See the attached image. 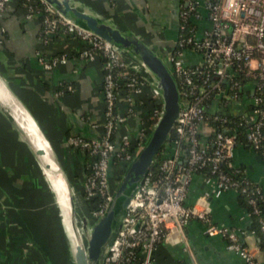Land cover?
<instances>
[{"label": "built area", "instance_id": "1", "mask_svg": "<svg viewBox=\"0 0 264 264\" xmlns=\"http://www.w3.org/2000/svg\"><path fill=\"white\" fill-rule=\"evenodd\" d=\"M12 1L0 0V21ZM15 2L26 18L38 19L43 43L55 36H63L70 43H78L81 58L102 60L104 106L101 134L96 138L80 135L67 138L70 148L84 151L87 156L89 171L83 178V199H98L89 212L95 220L108 205L113 192L112 179L122 175L148 134L143 127L135 138L122 131L126 116L134 112V96L146 92L152 103H160L151 108V119L155 118V123L161 113V97L150 79L141 73V67L126 61L121 51L111 43L67 19L44 0ZM179 20L177 37L165 57L179 87V115L168 136L170 138L163 145L157 168L148 170L108 240L102 264H153L156 247L163 241L171 240L172 233L182 231L193 218L204 225L207 236H221L229 250L240 255L246 263L255 264L251 251L242 242L244 231L211 221L209 195L199 197L193 205H186L185 198L192 175L203 167L208 172L200 174L213 185L211 196L238 191V166L232 161L238 144V126L245 124L246 141L264 154V95L260 93L251 97L252 107L238 114L236 78L238 69L246 68L245 76L259 79L260 83L254 82L255 88H262L264 0H181ZM185 51L198 56L192 65L184 64L182 57ZM68 57V51L50 57L39 53L44 69H51ZM122 81H126L125 86L129 89L124 94L126 106L123 113L117 106ZM66 88L72 91L71 85ZM226 106L230 107L233 115H240L241 120L230 128L217 131L213 138H209L210 132L203 138V128L211 130L209 117L218 119L219 111ZM117 169H121V174L116 173ZM240 191L247 193L246 187L240 188ZM255 192L259 193L260 189L256 188ZM250 203L253 212L258 214L255 199H250ZM260 230L264 238L262 218ZM186 264L198 263L192 258Z\"/></svg>", "mask_w": 264, "mask_h": 264}, {"label": "crops", "instance_id": "2", "mask_svg": "<svg viewBox=\"0 0 264 264\" xmlns=\"http://www.w3.org/2000/svg\"><path fill=\"white\" fill-rule=\"evenodd\" d=\"M71 1L81 10L132 31L166 60L176 36L169 27V0ZM40 29L38 19L26 18L15 0L8 5L0 21V81L28 111L81 193L87 156L84 151L70 148L67 138L70 135L96 138L101 134L102 60L81 58L78 43H70L63 36L43 43ZM62 51L69 52L67 60L51 69L42 67L39 53L50 57ZM122 56L126 61H136L126 52ZM182 59L185 65H192L198 56L185 51ZM68 85L72 91L66 88ZM252 88L253 82H248L245 91L251 92ZM138 95L134 96V112L126 114L122 128L134 138L142 127L148 133L153 127L146 94L143 99ZM147 97L151 102L148 94ZM249 104V96L243 95L238 100V114L246 111ZM117 106L123 113L124 94L119 96ZM8 112L0 102V264H72L58 208L50 191L41 186L34 157L11 123ZM209 132V128H203L202 137ZM232 161L244 167L264 193V154L238 143ZM212 191L213 185L201 174H193L185 204L193 205L199 197L209 195L211 221L244 231L242 242L251 251L255 264H264V250L252 230L251 215L240 195L230 190L213 197ZM192 258L198 264H248L227 248L224 238L207 236L204 225L195 218L182 231H174L171 240L156 247L153 264H186Z\"/></svg>", "mask_w": 264, "mask_h": 264}, {"label": "water", "instance_id": "3", "mask_svg": "<svg viewBox=\"0 0 264 264\" xmlns=\"http://www.w3.org/2000/svg\"><path fill=\"white\" fill-rule=\"evenodd\" d=\"M44 1L67 19L90 30L101 39L114 45L121 53L126 52L131 55L136 60L132 62L141 67L140 71L142 74L149 76L148 79H150L151 85L158 91L162 100L160 116L145 139L136 149L131 161L120 176L104 213L92 222L90 231L86 236V244L82 241L74 222L75 208L73 195L71 193L72 187L62 166L54 156V160L62 173L69 192L70 225L73 233L76 235V244H70V258L72 264H102V254L108 240L117 229L131 199L139 188L146 173L153 165L157 153L166 142L179 115V87L170 67L164 59L132 31L119 28L100 19L89 11L81 10L75 6L71 0ZM180 5L181 0H169L168 11L171 32H178L180 24ZM137 13L139 16H142L139 10H137ZM8 115L11 123L23 142L30 149L33 156L37 158L38 155L44 154L43 149L33 148L26 131L17 123L10 112H8ZM41 135L43 136L42 133ZM55 204L58 208L61 223L63 224L67 236L60 207L56 200ZM81 223L82 229H87L88 219L86 216L83 215L81 217Z\"/></svg>", "mask_w": 264, "mask_h": 264}, {"label": "trees", "instance_id": "4", "mask_svg": "<svg viewBox=\"0 0 264 264\" xmlns=\"http://www.w3.org/2000/svg\"><path fill=\"white\" fill-rule=\"evenodd\" d=\"M22 0H19V2ZM177 37V33L175 38ZM245 72H246V68H240L238 69V75L236 78H238V99H240L243 95L249 96V98L253 97V96H258L264 95V81L262 84V88L261 90H258L255 85L254 82H259V79H253L252 77H247L245 76ZM253 82V88L252 91H245V86L248 82ZM125 82L126 81H122L121 85H120V89H121V94H126L127 92H129L128 87L125 86ZM151 106L150 108L155 104L150 102ZM156 106H159L158 104H156ZM252 107V104L250 103L247 108L250 109ZM219 118L218 119H213L212 117H209V127H210V134H209V138H213V136L215 135V133L219 130L222 129H227L230 128L231 126H234L233 124H235L237 121L239 122L240 119V115H233L231 113L230 107L226 106L225 108H223L221 111H219ZM225 119V121L223 122L222 119ZM151 123H155V118L151 119ZM245 129L246 126L245 124L242 126H238V129L236 131V138L238 140V143H243V144H247L249 145V143L246 141L245 139ZM170 138V137H168ZM250 146V145H249ZM134 148V147H133ZM132 148V149H133ZM135 150V148L133 149V151ZM163 150V146L160 149V151L157 153L153 165L151 167V169L155 170L157 168V164L160 161V159L162 158V154L161 151ZM258 152H262L261 149L257 150ZM86 166V165H85ZM86 173L89 171V169L87 167H85ZM200 172H208V169L203 167L201 169H199V171L196 174H200ZM117 182L120 178L119 177H114ZM113 179V180H115ZM238 180L239 181V186H238V191L237 194L240 195L241 197V202L247 207L251 218H252V230H254L257 233V236L259 238V242H260V246L261 248L264 250V238L262 236L261 230H260V219H264V193L260 187V185H258L256 182H254L252 179H250V177L248 176L246 169L242 166H238ZM116 183L114 184V182H112V187L113 189L115 188ZM242 187H246L247 189V193H243L240 191V188ZM259 188L260 192L256 193L255 189ZM82 196H83V189L81 192ZM255 199V206L258 209V214H255L253 212V205L250 203V199ZM84 200V210H86V214H88L89 216V212L92 208H94L97 204L98 199L96 198H91L88 200ZM94 220V219H93Z\"/></svg>", "mask_w": 264, "mask_h": 264}, {"label": "bare ground", "instance_id": "5", "mask_svg": "<svg viewBox=\"0 0 264 264\" xmlns=\"http://www.w3.org/2000/svg\"><path fill=\"white\" fill-rule=\"evenodd\" d=\"M0 102L8 109L17 123L26 131L34 149H43L44 154L37 158L42 171L49 183L54 198L60 207L67 236L71 245L76 244V235L70 225L69 192L67 184L54 160L53 152L48 141L41 135L40 130L28 111L8 92L4 84L0 81ZM80 202V201H79Z\"/></svg>", "mask_w": 264, "mask_h": 264}, {"label": "rangeland", "instance_id": "6", "mask_svg": "<svg viewBox=\"0 0 264 264\" xmlns=\"http://www.w3.org/2000/svg\"><path fill=\"white\" fill-rule=\"evenodd\" d=\"M145 41V40H144ZM146 94V97H145V102H146V104H148V107H150L151 106V104H150V102H149V99H148V97H147V93L146 92H142L141 94H139L138 96L140 97V98H144V96L143 95H145ZM155 105L156 104H158V105H160V103L159 102H157V103H154ZM152 108V107H151ZM151 108H150V110H151ZM27 146V145H26ZM29 149V148H28ZM30 150V149H29ZM30 153H31V151H30ZM32 154V153H31ZM33 155V154H32ZM34 157V156H33ZM34 163H35V165L37 166V171H38V173H39V175H40V177H41V179H40V184H41V186L44 188V189H48V191H50V194H51V197H52V200H54L55 201V199H54V195H53V192H52V190H51V188H50V185H49V183L47 182V179H46V177H45V175H44V173H43V171H42V168H41V165H40V163H39V161L37 160V158H35L34 157ZM61 165H62V168H63V171H64V173H65V175H66V177H68V180H69V183H70V185H71V187H72V190H71V193H72V195H73V199H74V208H75V217H74V222H75V225H76V228H77V230H78V233H79V235H80V237H81V239H82V241L84 242V244H86V236L88 235V233H89V231H90V228H91V224H92V222L94 221L93 220V218L89 215L88 216V214H86V210H84V200H83V196H82V194L80 193V191H79V188L77 187H75V185H73L74 183H73V181H71L72 180V176H69V174H68V176H67V174H66V167H65V165L64 164H62L61 163ZM121 169H117L116 170V173L117 174H121ZM112 182H114V184L116 183V185H117V180L115 179V180H113L112 179ZM116 187V186H115ZM51 200V201H52ZM80 201V202H79ZM49 203H51L50 201H49ZM86 216L87 217V219H88V224H87V229H85V230H83L82 229V223H81V217L82 216ZM59 218H61L60 217V215H59ZM60 221H61V219H60ZM61 225H62V227H63V224L61 223ZM68 242H69V239H68ZM69 245H70V242H69Z\"/></svg>", "mask_w": 264, "mask_h": 264}]
</instances>
